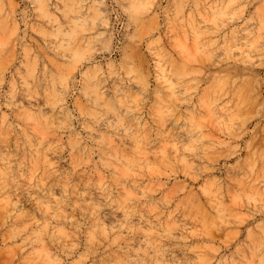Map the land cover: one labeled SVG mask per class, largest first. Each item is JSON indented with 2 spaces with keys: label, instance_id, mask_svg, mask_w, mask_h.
Masks as SVG:
<instances>
[{
  "label": "rangeland",
  "instance_id": "rangeland-1",
  "mask_svg": "<svg viewBox=\"0 0 264 264\" xmlns=\"http://www.w3.org/2000/svg\"><path fill=\"white\" fill-rule=\"evenodd\" d=\"M0 264H264V0H0Z\"/></svg>",
  "mask_w": 264,
  "mask_h": 264
},
{
  "label": "bare ground",
  "instance_id": "bare-ground-1",
  "mask_svg": "<svg viewBox=\"0 0 264 264\" xmlns=\"http://www.w3.org/2000/svg\"><path fill=\"white\" fill-rule=\"evenodd\" d=\"M221 79H222V78H221ZM221 79H220V80H221ZM219 82H221V81H219ZM219 82H218V83H219ZM222 82H224V81L222 80ZM226 82H227V81H226ZM223 84H224V83H223ZM220 85H221V84H220ZM231 85H232V84H231ZM222 86H223V85H222ZM219 90H222V87H221V89H219ZM226 90H227V88H226ZM233 90H234V89H233ZM233 90H232V91H233ZM232 93H233V92H232ZM232 95H233V94H232ZM232 114H233V113H232ZM3 158H4V157H3ZM7 162H9V161H6V163H7ZM8 164H10V163H8ZM8 164H7V166H8ZM5 165H6V164H5ZM9 166H10V165H9ZM6 168L9 169V168H11V167H6ZM9 171H10V170H9ZM9 171H8V172H9ZM10 172H11V171H10ZM41 197H43V195H42ZM14 198H15V197H14ZM16 199H17V198H16ZM53 199H54V197H53ZM37 200H38V199H37ZM47 200H48V199H47ZM51 200H52V199H51ZM14 201H15V200H14ZM39 201H42V200H39ZM39 201H38V202H39ZM12 202H13V201H12ZM42 202H43V201H42ZM46 202H47V201H46ZM55 202H56V201H55ZM14 203H15V202H14ZM16 203H18L17 200H16ZM95 203H97V202H95ZM46 204H47V203H46ZM46 204L44 203L45 206L49 205V203H48L47 205H46ZM93 206H94V205H93ZM16 207H17V204H16ZM95 207H96V206H95ZM97 207H98V206H97ZM48 208H50V207H48ZM44 213H45V211H44ZM53 217H54V216H53ZM44 224H47V223L45 222ZM44 224H43V225H44ZM142 229H143V228H142ZM149 229H150V228H149ZM149 229H148V231H149ZM151 230H152V229H151ZM149 232H150V231H149ZM154 242H155V241H154Z\"/></svg>",
  "mask_w": 264,
  "mask_h": 264
}]
</instances>
